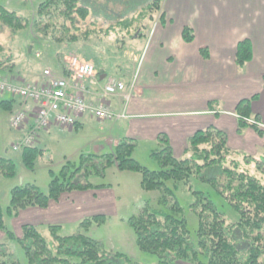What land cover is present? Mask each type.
<instances>
[{
  "label": "trees",
  "instance_id": "1",
  "mask_svg": "<svg viewBox=\"0 0 264 264\" xmlns=\"http://www.w3.org/2000/svg\"><path fill=\"white\" fill-rule=\"evenodd\" d=\"M105 1L98 4L97 0H39L31 20L0 5V25L10 30L12 41L14 34L26 28L36 37L49 39L62 50L58 58L64 67V58L69 56H80L90 61L88 48H91V42L101 39L100 36H109L113 32L123 38L132 39L137 35L138 39L144 37L141 34L143 29L149 26L147 30L150 31L157 16L159 22L163 21L164 0H152L133 18H122L110 24L104 32L102 29L96 31V28L91 30L98 15L109 18L108 3L122 2ZM181 36L187 44L195 38L188 26L183 28ZM3 48L0 44V51ZM8 49L12 51L10 47ZM200 54L208 58L207 49H201ZM251 59L250 41H240L236 46V66L242 70ZM15 67L12 52L5 62L0 61V69L6 70L8 75L13 74ZM256 98L241 100L235 112L239 117V131L248 126L262 136L260 128L247 122L251 117V103ZM1 110L12 113L13 101L1 100ZM254 119L258 120V117ZM136 147L135 140L124 138L106 155L87 156L90 164L86 167L82 166L84 156H81L78 167L67 162L58 175L50 172L51 180L46 192L32 184L11 189L7 208L0 205V231L6 239L20 245L27 264H136L124 254L107 251L100 242L84 234L93 226L105 224L107 217L104 215L82 219L78 223V233L68 237L60 235L62 226L53 225H23L20 236H16L6 224L7 219L16 218L23 210L47 208L64 193L104 187L93 185L89 179L92 176L103 179L111 167L119 172L140 174L141 189L160 194L159 204L165 212L152 210L146 205L138 216L128 220L136 236V245L141 251L157 255V264H264V155L253 157L231 151L227 147L225 133L214 127L196 131L187 140L184 154L179 158L174 156L167 136L159 134L157 148L151 152L152 159L160 166L158 171H149L133 159ZM42 152L37 147L23 148L20 153L23 167L33 171ZM100 160L97 166L96 161ZM83 167L82 180H76ZM15 177L14 161L0 157V180ZM191 178L208 185L236 214L237 220L229 222L207 194L189 189L194 199L189 209L198 219V228L192 237L175 196L177 185H188ZM168 182L173 183L172 188L167 186ZM43 231L49 234V240ZM0 264L19 262L0 245Z\"/></svg>",
  "mask_w": 264,
  "mask_h": 264
},
{
  "label": "crops",
  "instance_id": "2",
  "mask_svg": "<svg viewBox=\"0 0 264 264\" xmlns=\"http://www.w3.org/2000/svg\"><path fill=\"white\" fill-rule=\"evenodd\" d=\"M162 12L163 21L159 22L157 16L149 35L135 40V45L144 41V46L139 50L136 46L137 51L126 55L134 69L132 78L130 73L125 77L120 73L121 78L117 80L130 82L127 100L125 96L103 97L105 78L111 76L102 68L97 70L95 80L86 84V102L93 105L105 102L115 114L124 117L99 122L81 116L72 129L52 126L39 132L37 148L47 142L46 135L99 125L103 130L108 128L101 141L93 145L95 150L99 151V143L103 142L110 152L124 138L135 140L136 149L140 142L156 146L158 135L165 134L174 156L179 158L196 131L214 127L225 133L231 151L253 157L264 155V0H164ZM185 26L194 33L190 44L181 36ZM243 40L251 43L252 59L241 70L236 66L235 54L237 44ZM204 48L208 51L206 59L200 54ZM54 50L57 69H51L63 75L58 58L61 51ZM43 60L41 71L33 66L18 67L13 74L5 76L14 82L37 83L42 80L43 70L50 68L46 59ZM254 96L257 98L251 103V116L258 117L254 120L260 125L262 136L248 126L238 129L236 106ZM7 100L13 101L14 109L17 108L18 100L11 97ZM220 100L226 103L225 109H208L211 102ZM23 129L16 132V141L25 132L26 128ZM108 170L125 173L115 167ZM111 187L104 185L99 189L64 193L45 209L29 208L9 220H14L20 230L23 225L65 226L78 224L86 217L106 216L117 205V193ZM4 236L0 231V239Z\"/></svg>",
  "mask_w": 264,
  "mask_h": 264
},
{
  "label": "rangeland",
  "instance_id": "3",
  "mask_svg": "<svg viewBox=\"0 0 264 264\" xmlns=\"http://www.w3.org/2000/svg\"><path fill=\"white\" fill-rule=\"evenodd\" d=\"M151 1L152 0H122V2H110L108 3L109 9H107L109 11L107 13L109 14V18L106 19L101 15H98L95 19V23L92 24L91 30H95L96 28V31L102 29L104 32L110 24H115L116 21H120L122 18H133ZM38 2L39 0H0V5L10 3V6H6L8 9L16 10L18 13L31 20ZM104 2L106 1L97 0L98 4H102ZM131 8L133 9L132 11H130ZM153 23L150 26V30ZM147 29H143L141 34L144 36L149 35L150 31ZM14 35L15 36L12 41L10 30L0 25V44L4 46L2 49L3 51H0L1 62H5L12 52V60L16 66L15 68L19 67L21 69H26L33 66L36 70H40L44 65L43 59L45 58L48 67L57 69V60L55 59L54 54L56 52L54 49L58 48L62 52L60 47L55 45L49 39H43L40 36L36 37L28 28L22 29ZM100 37H102L99 39L100 41L98 40L90 43L91 48H88L90 58L88 60L93 63L96 70L99 71L102 68L108 75L115 79L121 78L120 73L121 75L123 73V77H125L126 73H130V78H132L134 69L132 64L129 63L126 55L130 52L133 53L134 51L139 50V47L144 46L145 42L142 41L135 45L137 35H135L132 39L123 38L121 35L113 32L109 36L103 35ZM138 39L140 40L141 38ZM7 47H10L12 51H10ZM47 54L49 59L46 58ZM80 59L84 58L80 57ZM0 75H7V71L0 69ZM129 83L130 82L124 83L127 86L125 92L126 95H128L129 91H131ZM7 99H9L8 95L5 94V97L0 95V101ZM223 103L225 102L222 100H220V102H211L209 106L210 108L208 109H214V111L225 109L227 106L226 103ZM9 119L10 113L1 110L0 157L12 159L16 165V177L14 179L3 178L0 180V205L3 209H6L9 205L10 191L12 188L32 184L38 187L42 192H46L51 180L50 172L54 175H58L62 167L67 162L75 167H78L81 156H84L85 159L82 166L86 167V165L88 166V164H90V161L86 159L87 156H103L109 153L108 145L106 146L103 142L99 143V151L95 150L96 146L93 147L96 141H101L103 134L107 133L106 130L108 127L103 130L99 127V125H84L82 128H77L72 132L61 131L46 135V137H48L47 142L44 145L40 144L38 146L39 149L43 151L42 155L36 159L34 170L28 171L21 163V152L14 151L12 149V145L17 140V131L10 127ZM248 120V123H252L258 127L259 124L254 121V117ZM106 125L108 126V124ZM115 132L111 134H114ZM34 146L37 147L36 145ZM156 148L157 147L154 145L140 142L138 148L133 153V159L149 171H158L160 166L151 157L152 150ZM100 162L101 160L96 161L97 166L100 165ZM83 174L84 167L77 175L76 180H82ZM129 174V172L118 174L116 171L107 170L103 179L94 176L90 177L89 182L94 185H112L111 188H113V191L117 193V205L115 208L109 210L108 214H106L107 221L105 224L93 226L86 233L84 232V234L88 238L100 242L107 251L124 254L136 264H157L159 260L157 255L141 251L136 245V236L133 229L128 225V220L131 217L138 216L146 205H148L152 210L161 212H165L166 210L159 204L160 194L157 191L145 192L141 189L140 174ZM127 175L134 177H127ZM167 186L172 188L173 183L168 182ZM189 189L207 194L218 207V210L225 215L229 222L237 220L236 214L222 199L216 196L208 185L191 178L188 185L181 183L177 185L175 196L182 208L183 216L187 221L188 231L192 237H195L198 228V219L196 214L189 209V205L194 200ZM14 222V220H6L8 228L13 231L15 235H18L20 234V230L16 227L18 225H15ZM78 231V224L63 225L60 235L68 237L77 234ZM43 235L48 240L50 239L47 232L43 231ZM0 245L1 247H4L8 253H11L13 258L16 259L19 264H27L24 251L15 241L8 240L4 236L3 239H0Z\"/></svg>",
  "mask_w": 264,
  "mask_h": 264
},
{
  "label": "built area",
  "instance_id": "4",
  "mask_svg": "<svg viewBox=\"0 0 264 264\" xmlns=\"http://www.w3.org/2000/svg\"><path fill=\"white\" fill-rule=\"evenodd\" d=\"M66 72L67 77H61L52 70H45L43 81L34 85L15 84L0 76V93L20 100L19 109L10 118V127L16 131L26 128L20 141L13 146L14 151L32 146L39 132L53 125L72 128L81 116L100 122L124 117L115 114L108 104L95 106L84 99V82L94 79L96 74L92 63L72 57L67 62ZM102 91L104 97L121 96L126 86L114 78H107Z\"/></svg>",
  "mask_w": 264,
  "mask_h": 264
}]
</instances>
